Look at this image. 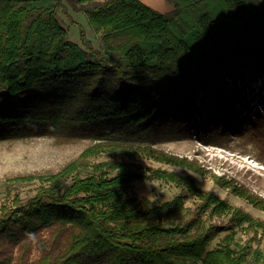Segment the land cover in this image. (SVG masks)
Here are the masks:
<instances>
[{
  "label": "trees",
  "instance_id": "16d2710c",
  "mask_svg": "<svg viewBox=\"0 0 264 264\" xmlns=\"http://www.w3.org/2000/svg\"><path fill=\"white\" fill-rule=\"evenodd\" d=\"M77 1L102 47L83 30L82 44L68 38L64 0H0V141L98 140L56 171L13 177L40 184L1 207L0 264L13 253L15 264H245L251 243H264L263 219L136 159L199 170L148 145L194 130L264 162V5L172 0L161 12L142 0ZM213 176L264 211L250 188ZM149 178L186 189L196 215L188 217V194L161 204L130 194ZM224 213L228 224L210 222ZM239 231L251 234L244 245ZM253 256L264 264V247Z\"/></svg>",
  "mask_w": 264,
  "mask_h": 264
},
{
  "label": "rangeland",
  "instance_id": "374dc122",
  "mask_svg": "<svg viewBox=\"0 0 264 264\" xmlns=\"http://www.w3.org/2000/svg\"><path fill=\"white\" fill-rule=\"evenodd\" d=\"M143 1L161 12H168L174 6L172 0ZM260 2L264 5V0H260ZM64 4L65 6L59 9L58 14L60 22L68 32V38L73 42L82 44L81 31L83 30L86 37L91 40L96 48L102 47L101 36L95 32L90 24L83 10V4L78 3L77 0H64ZM160 140L156 143L151 141L148 145L160 153L167 154L170 158L174 155L181 159H187L190 162L185 163L190 164L192 167L195 166L199 170L175 162L150 159L145 157L144 154H139L136 161L142 163L145 167L173 171L191 177L202 190L212 191L220 199H224L229 204L240 207L253 216L264 220L263 210L213 180V175L223 176L231 182L235 181L247 186L264 198V162L254 154H248L242 150H233L220 144H206L196 137L194 130L189 136ZM97 141L81 139L78 142L60 144L55 138L48 136H32L31 138L0 141V214L1 207L6 203H11L15 195H19L21 199H26L35 193L40 184L37 180L17 182L13 180V177L56 171L77 157L88 145L98 143ZM139 142L136 141L135 143ZM107 157L103 155L95 160L101 161L108 159ZM130 194L137 199L147 198L154 204L170 201L180 194H188L186 198V206L190 211L188 217L191 218L196 215L198 202L194 197L182 186L163 178L136 180ZM229 219L230 214L224 213L219 216H212L210 222L226 225L229 223ZM224 234L225 232L219 235L214 244L219 242ZM250 237L251 234L249 235L243 231H239L236 236L237 240L243 245L247 243ZM251 245L252 252H250L248 261L245 264H260L253 256V252L256 247L263 248L264 243L258 246L257 242H252ZM7 248L9 251L1 253L8 254L11 252V246ZM12 258L7 256L4 259L6 261L10 259L9 264H15L14 253Z\"/></svg>",
  "mask_w": 264,
  "mask_h": 264
},
{
  "label": "crops",
  "instance_id": "0c3cea01",
  "mask_svg": "<svg viewBox=\"0 0 264 264\" xmlns=\"http://www.w3.org/2000/svg\"><path fill=\"white\" fill-rule=\"evenodd\" d=\"M143 1V0H142Z\"/></svg>",
  "mask_w": 264,
  "mask_h": 264
}]
</instances>
